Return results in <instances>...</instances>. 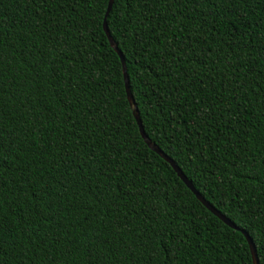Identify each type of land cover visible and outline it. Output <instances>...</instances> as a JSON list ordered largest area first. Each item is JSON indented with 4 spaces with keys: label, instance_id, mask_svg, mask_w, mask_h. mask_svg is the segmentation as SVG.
<instances>
[{
    "label": "trees",
    "instance_id": "16d2710c",
    "mask_svg": "<svg viewBox=\"0 0 264 264\" xmlns=\"http://www.w3.org/2000/svg\"><path fill=\"white\" fill-rule=\"evenodd\" d=\"M108 0H0V264H252L143 140ZM150 140L264 264V0H113Z\"/></svg>",
    "mask_w": 264,
    "mask_h": 264
},
{
    "label": "water",
    "instance_id": "95a60500",
    "mask_svg": "<svg viewBox=\"0 0 264 264\" xmlns=\"http://www.w3.org/2000/svg\"><path fill=\"white\" fill-rule=\"evenodd\" d=\"M112 2H113V0H108L106 13H105V17H104V20H103V29H104L107 37H108V41H109L110 45L118 53V55H119V57L121 59V63H122V67H123V77H124L125 91H126L127 100H128L129 105L132 107V113H133L134 118H135V120L137 122L139 131H140V134H141L143 140L148 145V147H150L153 151L158 153L164 160H166L172 166V168L177 173V175L180 177V179L187 185V187L194 193L196 198L208 210H210L216 217H218L220 220H222L224 223H226L230 227L241 231V233L245 236V238L247 240V243H248V246H249V250H250V254H251L252 264H259L258 256H257V252H256V247L254 245L253 240L249 236V234L246 231H244L243 229H241L240 227L236 226L228 217H226L219 210H217L213 205H211L200 194V192L193 186V184L188 180V178L185 176V174L182 172V170L178 167V165L168 155H166L162 150H160V148H158V146H156L150 140V138L146 135V133L144 132V129L142 127V123H141V120H140V117H139L138 109H137V107L135 105L134 98H133V96H132V94L130 92L129 86H128L127 71H126V66H125V61H124L123 55H122L121 51L119 50V48L116 46L113 38L111 37L110 32H109L108 27H107V24H106V15H107V13L109 12V10L111 8Z\"/></svg>",
    "mask_w": 264,
    "mask_h": 264
}]
</instances>
